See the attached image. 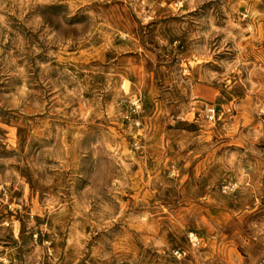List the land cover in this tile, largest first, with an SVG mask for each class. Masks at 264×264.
<instances>
[{"label":"rangeland","instance_id":"374dc122","mask_svg":"<svg viewBox=\"0 0 264 264\" xmlns=\"http://www.w3.org/2000/svg\"><path fill=\"white\" fill-rule=\"evenodd\" d=\"M0 264H264V0H0Z\"/></svg>","mask_w":264,"mask_h":264},{"label":"built area","instance_id":"2783aa9c","mask_svg":"<svg viewBox=\"0 0 264 264\" xmlns=\"http://www.w3.org/2000/svg\"><path fill=\"white\" fill-rule=\"evenodd\" d=\"M217 114H218V110L215 107H210L208 109V115H209L210 119H214L217 116ZM190 238L193 242H197V236L196 235L192 234L190 236Z\"/></svg>","mask_w":264,"mask_h":264},{"label":"bare ground","instance_id":"6f19581e","mask_svg":"<svg viewBox=\"0 0 264 264\" xmlns=\"http://www.w3.org/2000/svg\"><path fill=\"white\" fill-rule=\"evenodd\" d=\"M195 235V234H194Z\"/></svg>","mask_w":264,"mask_h":264}]
</instances>
